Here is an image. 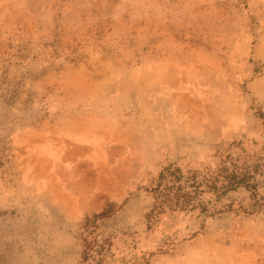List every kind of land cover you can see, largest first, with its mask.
Returning a JSON list of instances; mask_svg holds the SVG:
<instances>
[{
  "label": "rangeland",
  "instance_id": "1",
  "mask_svg": "<svg viewBox=\"0 0 264 264\" xmlns=\"http://www.w3.org/2000/svg\"><path fill=\"white\" fill-rule=\"evenodd\" d=\"M264 165V0H0V264H264L241 187L149 227L164 167ZM263 178L256 177L264 194Z\"/></svg>",
  "mask_w": 264,
  "mask_h": 264
},
{
  "label": "trees",
  "instance_id": "2",
  "mask_svg": "<svg viewBox=\"0 0 264 264\" xmlns=\"http://www.w3.org/2000/svg\"><path fill=\"white\" fill-rule=\"evenodd\" d=\"M264 179V165L251 168L231 170L223 163L216 170L208 172L188 171L174 165L164 167L148 192L154 198V206L147 214L149 227L159 222L162 215L176 212L200 211L201 214L214 216L222 213L220 207L210 210L204 201L206 194L217 195L218 198L241 187L253 192L254 205L250 214L264 213V194L259 193L256 177ZM264 183V180H263ZM116 213V205L112 203L101 213L85 219L82 227L83 263L96 261L103 264L109 257L113 243L110 239L100 240L98 231L101 223Z\"/></svg>",
  "mask_w": 264,
  "mask_h": 264
}]
</instances>
